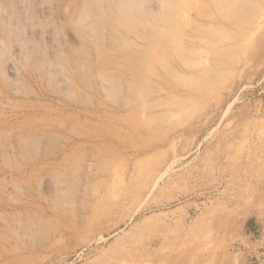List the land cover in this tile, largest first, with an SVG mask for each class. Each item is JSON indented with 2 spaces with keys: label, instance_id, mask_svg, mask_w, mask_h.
I'll return each instance as SVG.
<instances>
[{
  "label": "rangeland",
  "instance_id": "rangeland-1",
  "mask_svg": "<svg viewBox=\"0 0 264 264\" xmlns=\"http://www.w3.org/2000/svg\"><path fill=\"white\" fill-rule=\"evenodd\" d=\"M139 5L0 0V264H264V0Z\"/></svg>",
  "mask_w": 264,
  "mask_h": 264
},
{
  "label": "bare ground",
  "instance_id": "bare-ground-1",
  "mask_svg": "<svg viewBox=\"0 0 264 264\" xmlns=\"http://www.w3.org/2000/svg\"><path fill=\"white\" fill-rule=\"evenodd\" d=\"M119 1V0H118ZM125 1V0H124ZM131 1H134V3H135V6L136 7H138V5L139 4H141V0H131ZM91 2H93V1H91ZM191 2V1H190ZM189 2V3H190ZM124 3V2H123ZM198 3V2H197ZM91 4V3H90ZM121 4V3H120ZM179 4V3H178ZM87 5V4H86ZM181 4H179V6H180ZM203 5V4H202ZM90 7H91V5H89ZM140 6V5H139ZM184 6V5H183ZM90 7H89V9H90ZM127 7V6H126ZM129 7H131V6H129ZM93 8V7H92ZM134 8V7H133ZM196 8V7H195ZM219 8V7H218ZM88 9V8H87ZM86 9V10H87ZM94 9H95V7H94ZM93 9V10H94ZM189 9H192V8H189ZM91 11H92V13L95 11H93L92 9H90ZM135 10V9H134ZM139 10V9H138ZM84 11V10H83ZM136 11H137V8H136ZM127 12V11H126ZM129 12H131V10L129 11ZM89 13H91V12H89ZM95 13V12H94ZM128 13V12H127ZM87 15H88V13H86ZM92 16H93V14H91ZM126 15V14H125ZM89 16V15H88ZM102 16V15H101ZM113 16V15H112ZM187 17V16H186ZM129 18V17H128ZM97 23V22H96ZM117 25V24H116ZM181 26V25H180ZM119 27V26H118ZM191 27V26H190ZM178 29V28H177ZM144 30V29H143ZM141 39V38H140ZM132 45V44H131ZM180 55V54H179Z\"/></svg>",
  "mask_w": 264,
  "mask_h": 264
}]
</instances>
